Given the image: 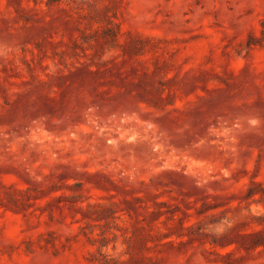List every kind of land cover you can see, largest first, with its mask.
Instances as JSON below:
<instances>
[{
  "label": "rangeland",
  "instance_id": "rangeland-1",
  "mask_svg": "<svg viewBox=\"0 0 264 264\" xmlns=\"http://www.w3.org/2000/svg\"><path fill=\"white\" fill-rule=\"evenodd\" d=\"M0 264H264V0H0Z\"/></svg>",
  "mask_w": 264,
  "mask_h": 264
}]
</instances>
